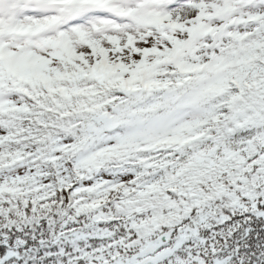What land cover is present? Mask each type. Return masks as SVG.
I'll return each mask as SVG.
<instances>
[{
    "label": "snow or ice",
    "instance_id": "obj_1",
    "mask_svg": "<svg viewBox=\"0 0 264 264\" xmlns=\"http://www.w3.org/2000/svg\"><path fill=\"white\" fill-rule=\"evenodd\" d=\"M0 264H264V0H0Z\"/></svg>",
    "mask_w": 264,
    "mask_h": 264
}]
</instances>
